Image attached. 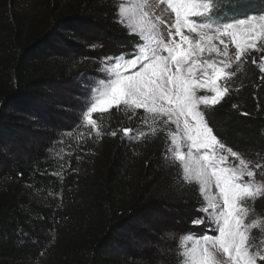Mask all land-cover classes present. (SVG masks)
I'll use <instances>...</instances> for the list:
<instances>
[{
  "label": "trees",
  "instance_id": "trees-1",
  "mask_svg": "<svg viewBox=\"0 0 264 264\" xmlns=\"http://www.w3.org/2000/svg\"><path fill=\"white\" fill-rule=\"evenodd\" d=\"M261 7L264 0H223L222 12L234 18ZM116 13L115 0H0V127H6L0 137L26 127L17 123L27 120L18 110L46 97L49 86L97 71L104 51L131 52L137 37L117 23ZM262 77L255 64H244L229 94L205 116L218 139L264 161ZM103 116L107 133L117 135L106 133L78 173L54 186L60 203L34 201L35 188L60 182L37 169L40 159L0 170V264H156L152 248L134 258L120 255L127 246L121 233L147 232L137 223L160 211L169 217L164 231H196L192 220L201 215L202 197L196 185L177 183L178 164L162 159L163 134L128 143L121 129L139 119L115 108ZM254 208L264 217V197Z\"/></svg>",
  "mask_w": 264,
  "mask_h": 264
},
{
  "label": "snow or ice",
  "instance_id": "snow-or-ice-1",
  "mask_svg": "<svg viewBox=\"0 0 264 264\" xmlns=\"http://www.w3.org/2000/svg\"><path fill=\"white\" fill-rule=\"evenodd\" d=\"M161 5L174 14V22L156 14ZM116 7L117 23L137 41L131 52L101 58L97 71L104 78L85 85L90 90L77 128L87 127L99 139L105 134L104 113L115 108L135 116L142 109L140 123L148 133L139 126L123 128V137L140 140L166 134L162 159L168 166L178 164L177 183L197 184L203 200L197 211L204 215L192 224L207 220L218 233L185 234L179 242L178 264L264 262V217L254 208L264 197V178L257 179L256 171L264 177V164L247 160L218 139L201 107L220 104L229 94V79L242 69L247 56L264 53V13L229 18L223 15V0H120ZM161 24L166 25V38ZM233 63L236 70L229 71ZM260 71L264 72V55ZM96 113L100 116L94 118Z\"/></svg>",
  "mask_w": 264,
  "mask_h": 264
},
{
  "label": "rangeland",
  "instance_id": "rangeland-1",
  "mask_svg": "<svg viewBox=\"0 0 264 264\" xmlns=\"http://www.w3.org/2000/svg\"><path fill=\"white\" fill-rule=\"evenodd\" d=\"M115 1L116 5L120 2V0ZM155 12L163 21L168 23L174 22V14L171 13L166 6L161 5L159 8L155 9ZM254 13H264V7L255 9ZM160 28L166 38V25L161 24ZM125 29L128 32L127 28ZM219 46L221 48L223 47V45ZM93 50L94 48H91V51ZM234 52L235 48L230 44L229 53L233 61L235 59ZM107 53L110 54L111 52L104 51V55L97 57V64L99 63L100 68L102 67L100 60L102 57L108 56ZM262 55L263 53L252 52L247 56L244 64L252 62L253 58H255L257 62L252 63L260 70V57ZM214 58L222 59V57ZM236 67V64L233 63V68L229 69V71H235ZM237 73L238 71L236 74ZM104 75L105 74L102 71H94L93 73L86 72L66 84L58 83L49 86L47 88L46 97L36 99L29 105L28 109L24 111L18 110V112H21L20 114L24 115L27 120H20L17 121V123H23L26 127L21 129L17 128L12 136L7 135L0 137V170L5 171L22 162L33 161V159L36 160L37 158L40 159L37 169L39 167L42 168L43 175H51L57 177V179L60 177V182L55 180L49 181V184H47L45 188H35L34 201L49 204L50 201H57L60 203L63 197L61 195L59 198V196L56 195L58 194V187L56 188L54 186H59V183H62L66 178L75 172L78 173L77 171L80 169L79 162H82L84 159L87 161L90 152L94 151V149L99 146L102 138L106 135L107 128L103 126L104 122H102L101 130L105 134L99 139L91 129L83 126L77 128L80 124L81 112L85 107L86 97L90 90L89 87H85V85L91 86L96 80L104 78ZM234 77L235 76L229 79L228 85ZM199 94L204 95L206 93L201 92ZM208 94L211 95L210 93ZM201 107L204 111V115L206 109H210L204 108V106ZM142 113L143 110L141 109L138 110L135 116H132L131 113L127 115L122 113V115L124 117L126 116L128 119L129 117H132L131 120L138 118V124L132 126V128L137 129L139 126L147 134L148 127L140 123V115ZM105 114L106 113L103 115ZM98 116H100L99 113L94 114V118ZM105 119L106 118L103 116L102 121H105ZM5 123H7V121H5ZM0 128L3 129L4 126ZM160 134H163L162 136L166 139V134L164 133H159L154 138ZM154 138L146 135L145 138H141L140 140H129L127 137H122L121 139L122 141L124 140L128 143H133L137 141H147ZM224 144L229 147L226 143ZM241 155L247 160L264 164V161L259 158H253L245 154ZM230 160L235 162V158H230ZM256 171L258 173L257 179L264 178L259 175V169ZM53 173L58 174L54 175ZM245 179H247V177ZM192 184L198 187L197 184ZM213 191L218 190L213 189ZM203 215L204 213L202 212L201 215L199 214V216ZM168 219L169 217L166 214L164 216L162 211H160L156 214L153 213L147 216L145 223H137L139 226L138 229L143 228L146 229L147 232H122V239L127 246H125L123 250H119V253H121L120 255L134 258L137 257L136 255L140 253L141 250L152 248L157 253L156 264H178L177 253L181 250L179 242L185 234H180L174 231H164L165 229L163 230V228L166 223L165 221H168ZM195 228L196 231L190 233H196L198 235L206 233L209 236L218 235L214 230L215 225L209 224L207 220L205 224L195 225ZM253 234L258 235L259 233L254 230ZM24 237H28V235H24ZM38 243L42 245V242L38 241ZM119 247L120 246H118V248ZM259 264H264V262H259Z\"/></svg>",
  "mask_w": 264,
  "mask_h": 264
}]
</instances>
